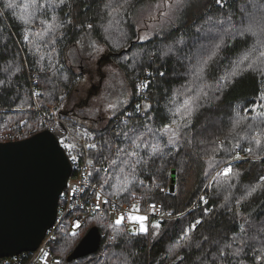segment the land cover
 Masks as SVG:
<instances>
[{
  "label": "trees",
  "instance_id": "16d2710c",
  "mask_svg": "<svg viewBox=\"0 0 264 264\" xmlns=\"http://www.w3.org/2000/svg\"><path fill=\"white\" fill-rule=\"evenodd\" d=\"M158 1L11 0L7 8L0 0V138L10 128L3 140L31 137L57 116L78 132L70 117L83 118L76 104L85 76L69 53L88 37L108 48L131 94L122 113L88 132L96 146L91 182L121 204L161 203L173 217L139 236L101 216L75 237L66 225L54 256L84 264L88 256L67 259L98 227L104 264H264V0H195L175 26L141 41L138 13ZM224 76L229 82L217 89ZM186 101L196 108L191 116ZM140 102L145 109L137 111ZM254 103L262 106L254 111ZM153 145L162 151L154 154ZM174 172L175 193H162Z\"/></svg>",
  "mask_w": 264,
  "mask_h": 264
},
{
  "label": "water",
  "instance_id": "95a60500",
  "mask_svg": "<svg viewBox=\"0 0 264 264\" xmlns=\"http://www.w3.org/2000/svg\"><path fill=\"white\" fill-rule=\"evenodd\" d=\"M58 137L45 130L24 140L0 142V259L37 250L57 219L72 164ZM176 191V173L170 192ZM102 233L92 227L69 263L95 254Z\"/></svg>",
  "mask_w": 264,
  "mask_h": 264
},
{
  "label": "built area",
  "instance_id": "2783aa9c",
  "mask_svg": "<svg viewBox=\"0 0 264 264\" xmlns=\"http://www.w3.org/2000/svg\"><path fill=\"white\" fill-rule=\"evenodd\" d=\"M139 105L141 110L145 109L143 103L140 102ZM34 111L39 113L41 108L37 106ZM44 117H49L50 119V116H47L45 113ZM54 121L55 125L49 130L53 132L59 140L63 139L66 143L73 145L70 150L66 151L64 149L68 157L71 155L77 156L76 161L69 158L72 164V175L68 181L66 190L61 197L56 222L54 226L48 230L37 250L24 252L14 257L2 258L0 259V264H56L57 261H59V264H62L61 260L54 256L51 248V245L56 241L57 231L68 225L71 231L77 233L81 232L86 228L88 220L95 216L106 217L112 225H115L114 221L121 214L126 215L132 211L131 206L121 204L118 198L109 197L98 186L91 182L94 164L90 161L89 153L92 148L88 147V145L93 143H90L87 136H84L79 132L75 133V131L60 117H56ZM11 131L12 128L0 138V142H13L26 139V137L20 135L8 141L3 140L6 137L11 136ZM102 167L105 170H108L104 165ZM169 192V187L162 189V193ZM97 197H99V199H97ZM104 201H108V203L105 204ZM97 204H99V209L96 207ZM153 204L156 206L154 212L150 207V205ZM196 206L197 203L193 206V209L196 208ZM139 210V214L148 217L149 225L154 221L171 219L173 217L172 214L168 215L169 212L164 211L161 203L151 202L144 210ZM77 221H79L81 225V228L79 229L74 228V224ZM124 225L129 229L133 227V225L128 224L126 220ZM150 229L151 227H149V230ZM106 249L107 246L102 243L99 251L88 256L85 259L84 264H104L106 259Z\"/></svg>",
  "mask_w": 264,
  "mask_h": 264
},
{
  "label": "rangeland",
  "instance_id": "374dc122",
  "mask_svg": "<svg viewBox=\"0 0 264 264\" xmlns=\"http://www.w3.org/2000/svg\"><path fill=\"white\" fill-rule=\"evenodd\" d=\"M194 3L195 0H159L154 4L147 5L146 9L140 10L136 18V26L140 29L141 41L149 40L159 34L163 35L176 25L178 18H182ZM108 53L109 50L106 46L88 37L78 44V50L69 53V65L78 72L81 71L85 76L79 85L81 93L79 92L78 104H76L78 113L83 118L75 114L70 117L79 124L78 132L84 136L90 137L88 135L90 129L97 130L105 127L103 122H108L122 113L131 100L129 86L120 69L112 66L109 61L98 65L101 57ZM98 66L100 73H103L99 76ZM89 71L92 76L89 75ZM81 99L83 100L81 101ZM60 110L67 109L60 106L57 111ZM102 115L103 118H99Z\"/></svg>",
  "mask_w": 264,
  "mask_h": 264
},
{
  "label": "snow or ice",
  "instance_id": "6c2138e0",
  "mask_svg": "<svg viewBox=\"0 0 264 264\" xmlns=\"http://www.w3.org/2000/svg\"><path fill=\"white\" fill-rule=\"evenodd\" d=\"M221 2H222V0H217V3H221ZM5 6H6L7 8H12V7H14V5H13L12 2H11V0H8V2L6 3ZM23 22H24V23H28L29 21L25 20V21H23ZM89 27H91V25H89ZM26 38H27V37H26ZM177 43H179V44H183L184 42H183L182 40H180V41H177ZM216 47H217V51H218V50H219V45H217ZM169 51L171 52V49H169ZM216 54H217L216 52H213V53L208 57L207 60H204V61H203L202 66L199 68V72H200L201 74H203V73L206 71V67L209 65V62L213 60V57L216 56ZM165 55H168V53H165ZM149 75H151V73H149ZM159 75L163 76L164 73H163V72H160ZM231 75H232V76H235V75H236V71H233V72L231 73ZM228 82H229V79H228L227 76L221 77V78H220V83L217 85V89L220 88L221 84H223V85L226 86ZM147 86H148V83L146 82L142 87L147 88ZM204 96L207 97V96H208V93L205 92V93H204ZM196 99H199V97H197ZM260 100H261V101H264V93H261V95H260ZM261 106H262V105H261L260 103H254V104H253V110L255 111L256 109L260 108ZM111 107H112V106L110 105V108H111ZM185 107L188 108V112H187V115H188V116L193 115V114L195 113V111H196V108L193 107V106H192V103L189 102V101H186V102H185ZM136 109H137V111H139V110H140V105H137V106H136ZM129 115H131V113H129ZM166 128H167V129H170V128H171V124L167 125ZM178 134H179L178 132H175V133H173V136H169V137H168V140H167V143H168V144H174V139H173V137H174V136H178ZM59 143H60V145L63 146V148H64L66 151H67V150H70V149L73 147L72 144H70V143H66L65 140H63V139H61V140L59 141ZM137 146L139 147V145H137ZM88 147L95 148L96 146H95V144H90V145H88ZM146 147H147V146H146ZM236 147H239V145H237ZM152 151H153V153L155 154V153L158 152V151H162V149L159 148V146H157V145H153V146H152ZM247 151L251 152V149H247ZM133 155H135V153H133ZM69 158H70L71 160H73V161H76L77 156H76V155H71ZM235 158H236V159H239L240 157H239V155L237 154ZM231 172H232V168H231V167L225 168V169H224V172H223V175H224V176H228ZM133 195H134V194H133ZM97 199H99V197H97ZM201 200H203L204 203H207V201H206L203 197H201ZM104 203L107 204L108 201H104ZM96 207H97V209H99V204H97ZM150 207L153 209V212H154L156 206L153 204V205H150ZM139 211H140L139 208H138L136 205H133V206H132V211H130V212L127 213L126 215H125V214H121V215H120V216L114 221V223H115V225L117 226V228L123 226V225L125 224V220H126L128 224L133 225V227L130 229L131 234L134 235V236H139V235H147V234H148V231H149V227H151L152 229H155V230H158V229L161 227V223H162V222L159 221V220L154 221V222L151 223V225H149L148 217H147L146 215H141V214H139ZM168 215H171V213H168ZM197 223H199V221H197ZM194 227H195V225H193V228H194ZM74 228H77V229L81 228V225H80L79 221H77V222L74 224ZM154 234H158V231L155 232ZM72 236H73V237L77 236V233L74 231V232L72 233ZM111 239H112L113 241H115V240H116V235L114 234V235L111 237ZM56 264H59V261H57Z\"/></svg>",
  "mask_w": 264,
  "mask_h": 264
},
{
  "label": "flooded vegetation",
  "instance_id": "af4514ba",
  "mask_svg": "<svg viewBox=\"0 0 264 264\" xmlns=\"http://www.w3.org/2000/svg\"><path fill=\"white\" fill-rule=\"evenodd\" d=\"M104 61H109L110 63H111V65L112 66H114V67H116V68H118L114 63H113V61H112V59H111V56H110V54L108 53V54H105L104 56H102L101 57V59L99 60V62H98V65L99 64H101V63H103ZM97 72H98V76L100 75V74H103V73H100L101 71H100V69H99V66L97 67ZM89 75H91L92 76V73L89 71ZM93 78V77H92ZM96 79H97V77H96ZM97 82V81H96ZM97 84V83H96ZM83 99H81V101H82ZM99 118H103V115L102 116H100ZM111 121V120H110ZM110 121H108V122H103V124H105V125H107ZM97 122V121H96Z\"/></svg>",
  "mask_w": 264,
  "mask_h": 264
}]
</instances>
